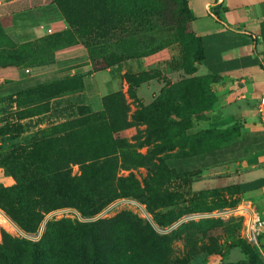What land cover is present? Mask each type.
<instances>
[{
	"label": "trees",
	"instance_id": "trees-1",
	"mask_svg": "<svg viewBox=\"0 0 264 264\" xmlns=\"http://www.w3.org/2000/svg\"><path fill=\"white\" fill-rule=\"evenodd\" d=\"M47 1L57 7L67 27L19 45L9 41L0 29V38L6 41L0 42V65L47 64L52 61L54 51L78 40L91 53L101 39L104 42L101 46L108 50L103 58L104 67L121 68L129 59L136 61L137 71L127 66L121 74L128 96L132 95L134 87L153 77L157 69L143 68L139 57L155 50L141 55L128 53L121 43L125 37L120 32L128 28L139 10L137 0H121L123 3H119L120 0ZM109 38L115 39L105 44ZM195 40L199 63V44L196 37ZM81 87V78L72 74L27 86L13 97L9 96L7 104L15 103L19 108L27 106L21 114L17 113L20 117L16 122L0 126V150L8 149L0 156V167L13 180L10 185L0 184V210L25 233L35 232L46 214L60 208L74 210L83 220L50 216L35 241L1 231L0 264H186L189 253L180 258L171 257L170 245L174 239L187 237L191 233L188 229L193 227L205 232L213 223L234 219L203 218L181 222L165 232L156 230L168 228L184 214L225 207L204 205L191 210L159 211L166 206L160 197L162 178L172 170L165 164L169 158L168 148L159 142L163 140L162 125L175 123L169 115L177 109L173 91L168 95L159 94L148 105L131 111L121 90L109 92L101 97L99 111L92 112L88 105L78 104L75 116L48 129L23 134L27 126L19 120L50 107L49 99L55 106L64 101L73 102ZM63 97L66 98L62 101ZM138 125L143 127L137 129L133 148H123L122 139L114 137L113 133ZM210 129L218 130L209 125ZM209 130L202 139L211 143L200 147V155H213L227 141L224 131L216 134ZM142 147H146L143 153L138 151ZM73 165L75 172H72ZM138 167L145 170L140 179L133 172ZM259 185L245 183L235 187L243 191ZM119 199L144 204L145 213L150 214L156 228L128 210L89 219ZM255 255L251 256V263L257 261Z\"/></svg>",
	"mask_w": 264,
	"mask_h": 264
},
{
	"label": "rangeland",
	"instance_id": "rangeland-1",
	"mask_svg": "<svg viewBox=\"0 0 264 264\" xmlns=\"http://www.w3.org/2000/svg\"><path fill=\"white\" fill-rule=\"evenodd\" d=\"M118 2L123 3L121 0ZM136 2L139 10L128 28L120 32L125 37L122 38L121 43L127 48L128 53L141 55L144 52L155 50L153 53L140 56L139 60L148 61L149 57L161 51L166 56L165 65L157 68L151 79L134 87L132 95L128 96L127 84L122 79V73L119 70L128 66L132 71H137L136 61L129 59L123 63L121 68L104 67L103 58L108 50L101 46L103 40L99 39L100 43H97L98 45L93 48L91 53L78 40L73 45L60 48L72 51V59L75 62L73 64L74 74L81 78L82 87L77 93V99H74L73 102L64 101L59 106H55L52 99H49L50 107H44V112H39L30 118H23L19 122L27 126L26 132H35L42 128L48 129L67 117L75 116L78 104L88 105L92 112L101 110V97L109 92L121 90L131 111L139 106L148 105L159 94L168 95L170 91H173L177 109L174 114L170 113L169 115L175 123L162 125L163 140L161 139L159 142L160 144L164 143L168 148L169 158L166 159L165 164L172 170L162 178L160 197L166 206L161 207L159 211L167 208H179L180 210L189 208L191 210L204 205L210 208L232 207L231 203L236 205L248 202L263 213L261 210L262 205L264 207L263 190L249 193L259 195L243 196L241 194L248 193H242L236 189L235 186L238 184L236 183L237 177L234 176L236 169L225 166L221 170L200 163V158H205L204 156L208 155H200L198 150L211 143L203 141L202 137L204 132L209 130L206 119L215 103L212 90L214 78L204 74L198 67L196 40L189 28L190 14L186 0H137ZM114 39L109 38L105 44L112 43ZM3 41L6 42L0 38V42ZM83 65H87V67H83ZM106 68L108 69L106 70ZM92 72L97 73L95 78L90 77ZM65 98L63 97L61 100L63 101ZM7 103L8 101L3 103L4 110L0 113V126L16 122L15 119L20 117L17 113L26 110L24 108L27 106L21 105L19 108L15 103ZM142 127V125L129 127L113 133V136L122 139L123 148L130 149L133 148L132 144L135 141L137 129ZM209 131L219 133L217 132L219 130L210 129ZM145 149L146 147H142L138 151L143 153ZM7 151L8 149L0 150V156ZM75 171L76 166L73 165L72 172ZM133 172L140 179L145 170L138 167L133 169ZM12 183V178L6 175L0 167V184L10 185ZM141 208L145 211V205L140 201H122L106 215L110 216L118 211L128 210L145 218ZM2 214L4 216H0V232L3 231L16 237L11 226L14 223L10 222L3 212ZM48 214L44 216L35 232L25 233L19 229L23 232L25 239L29 237V234H36L39 229L42 232L45 220L50 217ZM51 216L54 219L73 218L70 212H56ZM147 216L151 225L156 228L151 221L150 214L147 213ZM237 222L234 219L224 223H213L205 232H200V227L188 229V232L191 233L187 234V237L182 234L183 237L176 238L171 242V257L180 258L183 254L189 253L186 264H235L236 262L264 264V259L256 253L258 252L257 248L245 242L241 237ZM254 253L257 261L251 263V256Z\"/></svg>",
	"mask_w": 264,
	"mask_h": 264
},
{
	"label": "crops",
	"instance_id": "crops-1",
	"mask_svg": "<svg viewBox=\"0 0 264 264\" xmlns=\"http://www.w3.org/2000/svg\"><path fill=\"white\" fill-rule=\"evenodd\" d=\"M186 5L189 28L199 44L198 67L214 78L215 103L206 121L224 131L227 138L213 155L199 161L221 170L231 166L236 169V183L261 184L245 188L242 193L248 194L241 195H259L249 193L264 191V105L262 113L257 110L259 98L264 97V0H186ZM66 27L57 7L47 0H0V29L15 45ZM72 58L71 50L58 49L47 64L0 65V113L15 92L74 74ZM148 59L140 60L145 69L166 63L161 51ZM95 76L96 72L90 73ZM261 210L263 213L257 211L264 217L263 205ZM256 248L264 259V232L258 236Z\"/></svg>",
	"mask_w": 264,
	"mask_h": 264
},
{
	"label": "built area",
	"instance_id": "built-area-1",
	"mask_svg": "<svg viewBox=\"0 0 264 264\" xmlns=\"http://www.w3.org/2000/svg\"><path fill=\"white\" fill-rule=\"evenodd\" d=\"M264 105V97L259 98V104H258V112L262 113V107ZM122 201H133L129 199H119L115 200L114 202L107 205L105 208H103L99 213H97L94 217L89 218L93 219L96 217H102L107 216V212L111 211L114 207L117 206V204L122 203ZM135 202V201H134ZM136 203V202H135ZM137 205V203H136ZM140 207V206H139ZM143 210V209H142ZM62 213V212H70L73 217L83 220L78 216V214L70 209V208H62L57 211H53L48 214V216L53 215L54 213ZM4 216L2 212L0 211V216ZM203 218H216L221 221H227L230 219H236L239 221V230L241 237L247 242L248 244L253 245L254 247L258 246V236L264 232V217H262L259 212L248 202H241L238 203L232 207H221L216 208L211 211H205V212H194V213H188L181 216L174 224L169 226L168 228L164 230L156 229L159 232H165L170 230L171 228L175 227L181 222L189 221V220H198ZM9 220V219H8ZM11 222V221H10ZM12 224V223H11ZM13 228L15 236L17 237H24L23 232L19 230L18 227H16L14 224L11 225ZM41 230L39 229L36 234H29L27 239L31 240H37L40 236Z\"/></svg>",
	"mask_w": 264,
	"mask_h": 264
},
{
	"label": "water",
	"instance_id": "water-1",
	"mask_svg": "<svg viewBox=\"0 0 264 264\" xmlns=\"http://www.w3.org/2000/svg\"><path fill=\"white\" fill-rule=\"evenodd\" d=\"M143 211V213H144V217L150 222V219L148 218V216H147V214L145 213V211L144 210H142Z\"/></svg>",
	"mask_w": 264,
	"mask_h": 264
},
{
	"label": "bare ground",
	"instance_id": "bare-ground-1",
	"mask_svg": "<svg viewBox=\"0 0 264 264\" xmlns=\"http://www.w3.org/2000/svg\"><path fill=\"white\" fill-rule=\"evenodd\" d=\"M143 208H141V210H142Z\"/></svg>",
	"mask_w": 264,
	"mask_h": 264
}]
</instances>
